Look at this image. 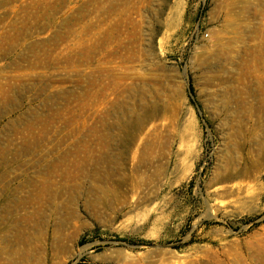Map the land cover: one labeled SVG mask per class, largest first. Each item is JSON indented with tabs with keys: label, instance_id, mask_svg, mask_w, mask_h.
<instances>
[{
	"label": "rangeland",
	"instance_id": "1",
	"mask_svg": "<svg viewBox=\"0 0 264 264\" xmlns=\"http://www.w3.org/2000/svg\"><path fill=\"white\" fill-rule=\"evenodd\" d=\"M0 264H264V0H0Z\"/></svg>",
	"mask_w": 264,
	"mask_h": 264
}]
</instances>
